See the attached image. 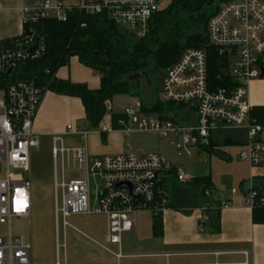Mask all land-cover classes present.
Segmentation results:
<instances>
[{"label": "built area", "instance_id": "1", "mask_svg": "<svg viewBox=\"0 0 264 264\" xmlns=\"http://www.w3.org/2000/svg\"><path fill=\"white\" fill-rule=\"evenodd\" d=\"M165 1L177 0H79L73 7L44 0L38 7L23 10V31L17 39L0 42V173L3 174L0 177V264H30L31 245L13 237L11 221L30 216V150L39 145L33 123L46 93L32 81H11V78L23 65L43 57L45 40L38 27L46 20L65 22L68 13L78 11L89 16L104 15L121 31L141 40L148 35L149 24ZM213 6V15L206 26V46L222 58V74L218 73L217 78L224 86L213 87L208 81V58L204 49L185 48L178 60L166 69L161 81L164 101L182 105L183 111L154 121L143 116L137 105L119 115L115 129L113 109L108 102L97 127L100 133L155 131L170 142L178 156L190 158L192 150L205 147L212 135L241 132L237 160L254 168H264V125L251 118L253 107L249 100L250 84L264 73V0H213ZM34 46L36 49L32 51ZM62 135H76L85 140L88 131L68 125ZM51 156L56 228L59 217L66 228L70 216H106L105 241L94 243L116 260L123 258L121 237L133 228L131 216L140 211L151 212L155 205L161 209L167 207L163 181L171 173L178 182L186 181L183 171L159 154L94 156L84 146L66 147L60 135L52 138ZM69 168L81 173L83 178L68 180L66 169ZM90 180L96 181L94 198ZM205 193L209 196V191ZM240 203L253 209L264 205V196L251 188L241 196ZM229 204V197H225L221 206ZM207 208L210 206L200 211L204 213ZM199 220L204 222L206 218L201 214ZM55 248V264H60L62 245L56 242Z\"/></svg>", "mask_w": 264, "mask_h": 264}, {"label": "crops", "instance_id": "2", "mask_svg": "<svg viewBox=\"0 0 264 264\" xmlns=\"http://www.w3.org/2000/svg\"><path fill=\"white\" fill-rule=\"evenodd\" d=\"M43 1L44 0H0V42L20 36L23 31V10L26 8L38 7ZM50 1L60 2L64 6L69 7L77 6L79 3V0ZM55 78L61 81H69L72 84L86 85L90 90L98 89L100 84L99 74L81 65L75 57L70 59L68 65L60 68L56 72ZM139 86L141 87V85ZM133 97L137 98L135 96ZM161 100L164 101L163 99ZM249 100L253 109H264V74L262 78L250 84ZM153 103L154 102L150 104ZM141 104L144 103L139 100L135 103L133 108L137 105L141 107ZM114 110L113 113L118 115L123 112ZM141 113L146 117L150 115L158 117V114L155 113ZM68 125L81 129L86 127L84 109L80 100L73 97L57 95L52 92L46 93L42 98L41 105L33 123V131L38 137H48L52 141L54 136L60 135L62 139L67 137L68 135L62 134ZM226 134L233 136L230 138H226V136L222 139V136ZM241 136L242 133L236 131L226 132L222 135H212L207 145L205 147L193 149L192 155L194 151H196L200 157L205 156V153L215 154V149L223 145L235 144L240 148V143H238V141ZM77 138L79 144L72 147L84 146L87 148L88 152L94 156L121 153L139 155L156 153L161 156V141L163 139V137H160L155 131H113L110 134H102L98 130L88 131L85 140H82L80 137ZM168 143L171 145L169 141ZM228 158L232 160L229 156ZM239 164L242 174L241 179L246 183L245 189L240 191L241 195L252 188L261 196H264V168H254L245 162H239ZM91 182L96 185L95 180H90V184ZM165 186L167 187L166 190H169L167 194L169 195L171 207L162 209L161 236L155 238L152 235V215L149 211L136 212L131 216L133 218V228L131 231L124 233L121 237L120 251L123 258L120 260H116L112 255L105 252L94 243V241L99 243H104L105 241L108 223L106 216H81L80 218L82 219H87L85 217H88V219L86 221L79 220V222L76 221L75 223L83 231L77 229L68 222V219L79 216H70L67 218L69 227L65 228L62 226L63 231L69 230L84 241L82 245L83 248L87 247L90 250L87 260L88 264H104L105 262H109V264H120L122 260L126 259L145 258L158 259V261L151 262V264H264V224H254L252 222L251 209L241 205V197L233 199V196L237 192L233 195L226 196L230 199V204L227 206L222 207L221 203H219L218 206L211 207L210 203H208L211 210L219 212L220 231L217 234H213L207 229L200 230L198 224L201 215L200 204L182 199L180 195L172 192L170 185ZM91 197L94 198L93 187L91 190ZM142 212L148 213L141 214ZM146 223H148V234L141 238L140 243L142 244H140V246L141 248L146 247V250L153 252L144 255L124 254V236L132 233L134 228L137 231L142 229V224L144 225ZM58 228L59 223L57 228L55 225V245L56 242H58L62 245L61 249L65 250V237L63 243H60ZM93 248L99 249L107 256H110L112 260L106 261L95 256ZM112 248L113 250L115 249L114 251L117 250L116 247ZM64 264H66L65 255Z\"/></svg>", "mask_w": 264, "mask_h": 264}, {"label": "trees", "instance_id": "3", "mask_svg": "<svg viewBox=\"0 0 264 264\" xmlns=\"http://www.w3.org/2000/svg\"><path fill=\"white\" fill-rule=\"evenodd\" d=\"M213 12V0L173 1L165 9L158 11L151 20L148 35L141 40L134 39L135 42H132V37L121 31L104 15L89 16L73 11L68 13L65 22L43 21L38 27L40 35L45 40L43 57L20 67L13 74L11 81L18 79L32 81L45 93L52 92L79 99L85 114V130L96 129L99 126L105 113V105L110 103L114 96L125 94L140 96V86L137 87V82L130 81L128 77L138 72L147 74L148 71H153L158 74L161 70L166 71L178 60L185 48L204 49L208 58V81L213 87L224 86L217 78L218 73H221L222 58L216 50L206 46V26ZM182 16L185 17L184 20ZM189 23L203 24L205 35L188 37L183 46L181 40L184 27ZM82 25L84 27H81ZM15 39L17 38L11 40ZM74 57L81 65L99 74L98 89L90 90L86 85L72 84L69 81L55 78L56 72L68 65L70 59ZM182 109V105L164 102L161 99H157L150 105L141 104L140 107L141 112L155 113L160 118H165L164 115L169 114L177 116L183 111ZM118 117V114L112 115V125L115 129L117 128L115 121ZM251 118L264 125V109H253ZM164 182L163 198L168 200L167 207L169 208L171 207L167 194L169 190H166ZM187 183L200 187L201 195H204L206 191L210 193L212 190L210 176L195 177ZM251 212L254 224H264V205L254 206ZM150 213L152 215V235L155 238L160 237L162 209L155 205ZM218 213L208 208L204 210V213L201 212L206 220L204 222L199 220L200 230L207 229L213 234L219 233Z\"/></svg>", "mask_w": 264, "mask_h": 264}, {"label": "rangeland", "instance_id": "4", "mask_svg": "<svg viewBox=\"0 0 264 264\" xmlns=\"http://www.w3.org/2000/svg\"><path fill=\"white\" fill-rule=\"evenodd\" d=\"M171 1H165L160 8L165 9ZM196 17V16H193ZM183 18V16H182ZM185 18V17H184ZM183 18V20H184ZM203 24H187L184 27V35L181 44L184 46L188 37L205 35ZM135 42L134 39L131 40ZM165 70H161L156 74L153 71H148L146 78L140 81V96L134 98L131 95H116L110 101L113 110L122 112L126 108H133L137 101H142L144 104H150L157 99H163V92L160 80L164 76ZM132 88V87H131ZM134 90V89H131ZM148 119L157 121L158 117L150 115ZM102 125V124H101ZM76 128V127H74ZM88 131L98 130L87 129ZM99 131V130H98ZM34 132V131H33ZM34 134H36L34 132ZM231 134V133H229ZM226 134L222 139L230 138L233 135ZM76 135H68L63 138L66 147H72L79 144ZM162 139V138H161ZM38 147L30 150V173L29 186L31 194V211L28 218H14L11 221V232L14 238H21L31 245L30 264H55V222H54V207H53V160L51 156L52 141L48 137H38ZM239 147L235 144L218 146L215 149V154L205 153V156H198L196 151L193 152L191 158L178 156L166 139L161 141V157L172 165H177L184 176L185 182H178L175 176L171 173L165 179L164 185H170L173 193H177L186 201L198 203L205 208V205L210 203L211 207L218 206L223 203L224 197L230 196L232 191L237 192L233 199L240 198L241 190L245 189L246 183L241 179V168L239 162L236 160ZM228 156L232 158L229 160ZM58 181H61V164L57 163ZM3 174L0 173V177ZM68 180L82 178V174L74 172L72 168L66 170ZM210 176L212 182V190L209 196L206 193L201 195V188L191 186L187 183L190 178ZM95 184L91 182L90 190L94 188ZM208 192V191H207ZM148 213V212H147ZM142 212L141 214H147ZM79 217L70 218L68 222L82 230L76 221H86ZM142 229H133V232L124 236V251L129 254H151L153 251L146 250V247L141 248V238L148 234V223L142 224ZM83 231V230H82ZM58 234L60 243H63L64 237L66 242L65 250L60 249V264H64V255L66 257V264H88L89 248H83L84 241L77 237L69 230L63 231L61 217H59ZM139 246V247H138ZM112 250L113 248L110 247ZM95 256L111 261L112 258L101 252L97 248H93ZM115 250V249H114ZM158 261L157 258L145 259H131L122 260L120 264H151V262ZM104 264H109L105 262Z\"/></svg>", "mask_w": 264, "mask_h": 264}, {"label": "water", "instance_id": "5", "mask_svg": "<svg viewBox=\"0 0 264 264\" xmlns=\"http://www.w3.org/2000/svg\"><path fill=\"white\" fill-rule=\"evenodd\" d=\"M36 49V46H34L31 50L34 51ZM9 72H7L8 74ZM263 74H261V78L263 77ZM146 72H138V73H133L130 77H128V79L130 81H133V80H136L138 81L139 79H142V78H146ZM139 86V83L137 82V87Z\"/></svg>", "mask_w": 264, "mask_h": 264}, {"label": "flooded vegetation", "instance_id": "6", "mask_svg": "<svg viewBox=\"0 0 264 264\" xmlns=\"http://www.w3.org/2000/svg\"><path fill=\"white\" fill-rule=\"evenodd\" d=\"M142 79H139L138 81H136V80H133L135 83L136 82H138L139 83V85H140V81H141Z\"/></svg>", "mask_w": 264, "mask_h": 264}]
</instances>
